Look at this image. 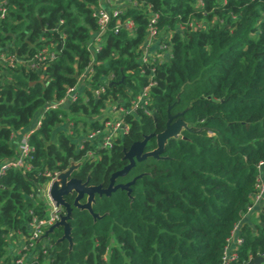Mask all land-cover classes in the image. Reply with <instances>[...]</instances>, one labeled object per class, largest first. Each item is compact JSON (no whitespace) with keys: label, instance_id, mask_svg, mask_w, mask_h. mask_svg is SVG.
I'll return each instance as SVG.
<instances>
[{"label":"trees","instance_id":"16d2710c","mask_svg":"<svg viewBox=\"0 0 264 264\" xmlns=\"http://www.w3.org/2000/svg\"><path fill=\"white\" fill-rule=\"evenodd\" d=\"M124 1L119 22H133V30L113 34L111 20L95 53L88 45L97 33V0L5 1L0 57L28 64L47 50L55 59L38 62L36 71L0 59V165L17 158L19 138L45 105L60 101L79 80L82 87L76 102L43 112L28 138L29 169L0 176V264L23 255L26 264H221L251 207L264 163V0ZM153 15L157 48L169 54L165 62L142 64ZM195 19L213 23L200 29ZM150 83L147 104L121 117L128 129L109 149L96 141L76 146L77 124L87 134L102 128L109 119L100 118L103 108L127 109ZM70 114L72 134L60 128ZM169 117L185 128L165 142L158 158L136 162L115 179L114 185L131 182L128 191L96 195L95 219L72 207L70 242L58 227L12 255V243L24 236L27 246L29 224L46 214L42 191L51 176L77 164L71 177L107 188L111 175L128 164L124 154L134 143L153 135L144 152L157 149L156 136ZM66 201L72 205L73 198ZM238 232L242 243L231 264L264 254V208L259 223Z\"/></svg>","mask_w":264,"mask_h":264},{"label":"built area","instance_id":"2783aa9c","mask_svg":"<svg viewBox=\"0 0 264 264\" xmlns=\"http://www.w3.org/2000/svg\"><path fill=\"white\" fill-rule=\"evenodd\" d=\"M5 1L6 0H0V23L5 19L7 15V7ZM97 1H98L97 7L94 12V16L96 18V24H97V33L94 35V37L92 38L91 42L88 45L93 53L97 52L100 49L104 41L105 34L108 33L107 32L108 26L111 20L116 21L115 26L111 29L113 34H117L121 27H124L127 30H133L134 28L133 22L131 21H124L123 23L119 22V16L123 12V10H121L120 7H118V5H120L123 2V0H112V2H110L107 5H103L101 3L102 0H97ZM156 18L157 16L153 15L147 27L146 43L143 46L144 54L140 59V63L142 64H147L154 60L149 54L145 53V51L148 50V47L151 46V44L155 41L157 37V30L155 27ZM0 59L1 61L5 60L7 66L11 68H13L15 65L20 63L25 64L23 61L19 60L14 56L5 59V57L2 55ZM34 59L36 60L35 62L33 61L32 63H28L25 65H28L29 68L36 71L39 70L40 67L38 62L51 63L55 59V56L53 53L47 50H41L35 54ZM81 83L82 82H80L79 80L74 87L67 89L65 95L60 101L47 104L44 106L42 112H40V114L38 115V118L35 121L33 127L28 131H26L25 133H23V135L21 136L18 144L17 158L13 161H7L0 165V176L5 175V173L9 169H23V170L29 169L28 165L26 164V159L29 157V151H30L28 138L36 129L39 128L40 119L42 117L43 112L49 109L59 108L62 106H66L69 103L76 102L81 93V87H82ZM152 85L153 84L150 83L147 86L143 87L139 95L131 103V106L128 107L127 109L119 108L116 110L115 108H112L111 111L116 112L118 115L121 116L117 119H115L116 118L115 117L114 119L112 118L106 120L102 125V128L90 131L87 135L86 140L96 141L99 147H102L104 149H109L112 145V142L116 138L124 134L128 129L127 124H125L121 120V117L125 114H134L138 107H144L147 104L149 99L148 97L149 90ZM100 92H103V89H101ZM94 95L95 97H98L99 91L95 92ZM87 155H91L90 152H88ZM58 176L59 174H55L50 178L51 182L49 183L45 195L47 200L46 214L42 219H33L29 224L28 226L29 237L27 239V246H25L24 250H28L29 248H32L35 243L40 241L41 238L46 233V231L50 227L55 225L60 220L61 216L64 214L63 209L57 206L54 202H52L48 194L49 187L57 179ZM255 191L256 192L252 197V204L251 207L248 209V212L252 209L253 201L255 203H258L259 205H262V208H264V184H262L259 180H257V183L255 185ZM234 235H235V231L232 234V237L227 241V245L224 249V255L222 257L221 264H231V262L237 257L235 249L238 245L242 243V240L238 237V235L234 238ZM231 243L233 244V247H231ZM18 255H20V253ZM258 257L264 258V254ZM27 260L28 259L25 255L18 256L14 264H26Z\"/></svg>","mask_w":264,"mask_h":264},{"label":"water","instance_id":"95a60500","mask_svg":"<svg viewBox=\"0 0 264 264\" xmlns=\"http://www.w3.org/2000/svg\"><path fill=\"white\" fill-rule=\"evenodd\" d=\"M174 119L175 117H169L165 130L156 136V150L147 153L144 152L146 141L153 137V135H150L146 136L141 142L134 143L129 150L125 152L124 159L128 161V164L121 171L111 175L110 184L107 188H102L101 186H88L87 183H83L80 180L71 177V173L76 166L70 167L67 171L60 173L57 177V181L53 182L49 187L48 194L51 201L63 209L64 214L55 225L46 231L44 235L46 236L55 228L62 227V239L70 242L67 221L70 218L72 207L87 211L95 219L97 218V215L92 211V204L96 195H109L118 188L128 191L131 182L124 185H114L115 179L124 176L136 162H140L147 157H159L163 151L165 142L171 138L177 137L181 129L185 128V124L181 120L172 122ZM67 197L73 198L72 205L66 201ZM246 264H264V258L257 257Z\"/></svg>","mask_w":264,"mask_h":264},{"label":"rangeland","instance_id":"374dc122","mask_svg":"<svg viewBox=\"0 0 264 264\" xmlns=\"http://www.w3.org/2000/svg\"><path fill=\"white\" fill-rule=\"evenodd\" d=\"M126 5H127L126 2L123 0V2L120 5H118V7H120V8L121 7H126ZM192 22H193V26H195L197 28H200V29L201 28H205L206 26L211 25L213 23V22L208 21V20H205V19H201L199 21H197L195 19ZM181 29L182 30H180V31H183V28H181ZM159 37L160 36L158 34V36L156 37L155 41L151 44V46L148 47V50L145 51V53L149 54L153 59H155V61L165 62L166 59H167V55H168V51L169 50H167V49H160L159 50L157 48L158 45L161 44V42H160L161 40H160ZM108 103L110 104L111 101H109ZM102 113L103 114H101L100 118L102 116H106V117L109 116V119H112V118L114 119L115 117H116L115 119H117V118H119L121 116V115H118L116 112L111 111V108H108V107L103 108L102 109ZM70 117H72L71 114L68 117V119H66L65 122L62 125H60V128H62L65 131H67L69 134L70 133L72 134V132H73V122L70 121ZM74 117L77 118V119H84L86 121H92V120H94V117H92V116H82V115H79V114L78 115H75ZM82 129H83V125L80 122L79 124H77V130H78V132L80 134V137H81L79 140H78V135L73 132V138L76 139V146L78 148L82 147V144L79 142L80 140L88 141V140H86L87 135H88L87 134V131L85 133V131L83 132ZM19 140H20V138H19ZM89 142H92L93 143L95 141H89ZM76 165L77 164H72L71 167L76 166ZM55 181H57V179ZM50 182H51V179H50L49 183ZM49 183H48L47 187L44 188V191H42V193H43L42 197H43L44 201H46V203H47V200H46V196L45 195H46V192H47ZM45 244H46V242H42V245H45ZM16 254H18V253H16ZM16 254H14L13 256H15Z\"/></svg>","mask_w":264,"mask_h":264},{"label":"crops","instance_id":"0c3cea01","mask_svg":"<svg viewBox=\"0 0 264 264\" xmlns=\"http://www.w3.org/2000/svg\"><path fill=\"white\" fill-rule=\"evenodd\" d=\"M110 2H112V0H102L101 3L103 5H107ZM169 54V51H168ZM168 57V55H167ZM161 62V61H159ZM19 138V137H17ZM258 180L264 184V163L260 166L259 168V173H258ZM261 211H263L262 205H259L258 203H255L253 201V206L252 209L243 216V219L241 221V223L237 226V230L235 231V235L234 238L238 235V230L240 228L241 225L246 224L248 225L251 229L254 227L255 224L259 223V214L261 213ZM231 247H233V244L231 243ZM25 238L24 236H20L16 241H14L12 243L11 246V251H12V255L16 254V253H21L22 251H25ZM16 254V255H18Z\"/></svg>","mask_w":264,"mask_h":264}]
</instances>
